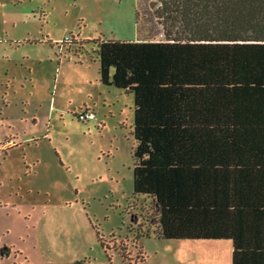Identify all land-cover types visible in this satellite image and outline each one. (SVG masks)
<instances>
[{
  "label": "rangeland",
  "instance_id": "1",
  "mask_svg": "<svg viewBox=\"0 0 264 264\" xmlns=\"http://www.w3.org/2000/svg\"><path fill=\"white\" fill-rule=\"evenodd\" d=\"M155 1L0 0V264H135L140 247V264H224L228 243L155 238L134 97L100 83L88 43L163 40Z\"/></svg>",
  "mask_w": 264,
  "mask_h": 264
},
{
  "label": "trees",
  "instance_id": "2",
  "mask_svg": "<svg viewBox=\"0 0 264 264\" xmlns=\"http://www.w3.org/2000/svg\"><path fill=\"white\" fill-rule=\"evenodd\" d=\"M151 9L163 40L88 42L100 83L134 97V196L156 239L231 240L233 264H264V0Z\"/></svg>",
  "mask_w": 264,
  "mask_h": 264
},
{
  "label": "crops",
  "instance_id": "3",
  "mask_svg": "<svg viewBox=\"0 0 264 264\" xmlns=\"http://www.w3.org/2000/svg\"><path fill=\"white\" fill-rule=\"evenodd\" d=\"M143 40H150L147 38H144ZM141 41V40H139ZM157 41V40H156ZM99 66V65H98ZM99 72V69H98ZM99 81H100V77H99ZM108 87V86H107ZM109 88H114V87H109ZM116 89V88H115ZM120 91V90H119ZM111 94V92H108V96ZM107 100L105 101V104H107ZM112 103V101H111ZM97 104L94 103V108H96ZM110 107V106H109ZM88 108V107H87ZM89 109V108H88ZM82 110V109H81ZM90 110V109H89ZM36 143V141H35ZM182 241H188V242H194V243H216V244H224V243H228L230 244L229 249L226 251L227 256H224V264H233V252H234V245L233 242L231 240H182ZM224 254H221V257Z\"/></svg>",
  "mask_w": 264,
  "mask_h": 264
},
{
  "label": "built area",
  "instance_id": "4",
  "mask_svg": "<svg viewBox=\"0 0 264 264\" xmlns=\"http://www.w3.org/2000/svg\"><path fill=\"white\" fill-rule=\"evenodd\" d=\"M77 117L82 122H88L95 119V114L91 110L85 109L77 113Z\"/></svg>",
  "mask_w": 264,
  "mask_h": 264
},
{
  "label": "flooded vegetation",
  "instance_id": "5",
  "mask_svg": "<svg viewBox=\"0 0 264 264\" xmlns=\"http://www.w3.org/2000/svg\"><path fill=\"white\" fill-rule=\"evenodd\" d=\"M15 147H18V145H16V143H14L12 146L10 145L7 149H5V152L10 151L11 149H14ZM7 154V153H6ZM14 248V247H13ZM16 254H18V252L16 251ZM79 264V263H78ZM81 264V263H80Z\"/></svg>",
  "mask_w": 264,
  "mask_h": 264
}]
</instances>
